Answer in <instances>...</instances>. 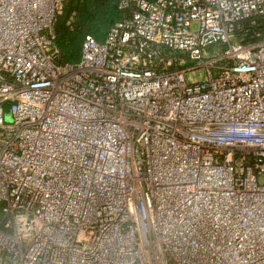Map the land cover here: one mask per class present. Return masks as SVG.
I'll use <instances>...</instances> for the list:
<instances>
[{
	"label": "built area",
	"instance_id": "obj_1",
	"mask_svg": "<svg viewBox=\"0 0 264 264\" xmlns=\"http://www.w3.org/2000/svg\"><path fill=\"white\" fill-rule=\"evenodd\" d=\"M65 2L0 0V264H264V0H117L61 64Z\"/></svg>",
	"mask_w": 264,
	"mask_h": 264
},
{
	"label": "trees",
	"instance_id": "obj_2",
	"mask_svg": "<svg viewBox=\"0 0 264 264\" xmlns=\"http://www.w3.org/2000/svg\"><path fill=\"white\" fill-rule=\"evenodd\" d=\"M65 5L64 12L66 13L63 16H67L68 21L72 13L76 15L71 26L67 25V19L64 22V28H68L67 37L61 35L62 29H60L59 22L55 26L57 28L55 29L56 45L60 50L59 63L61 64L78 62L85 38L92 36L99 42L104 41L112 25L121 19L120 12L115 9L117 0H66ZM259 28L264 29V24L257 28L251 26L250 21H245L236 34L239 39L248 42Z\"/></svg>",
	"mask_w": 264,
	"mask_h": 264
},
{
	"label": "rangeland",
	"instance_id": "obj_3",
	"mask_svg": "<svg viewBox=\"0 0 264 264\" xmlns=\"http://www.w3.org/2000/svg\"><path fill=\"white\" fill-rule=\"evenodd\" d=\"M66 6V5H65ZM65 10H66V7H65ZM65 13L66 12H64V14L63 15H65ZM60 16L59 18H58V22L60 23L59 25H60V29H62L61 30V35H64L63 37H67L69 34H68V28H64V22L66 21V19H67V16ZM67 21H68V19H67ZM62 24V25H61ZM68 25V24H67ZM64 28V29H63ZM55 29H57L56 27H55ZM67 35V36H66ZM71 61H73V62H75V60H72L71 59ZM204 77H205V70L204 69H200V70H198L195 74H192V73H190L189 75H188V78L189 79H191V80H193V81H196V80H203L204 79Z\"/></svg>",
	"mask_w": 264,
	"mask_h": 264
},
{
	"label": "water",
	"instance_id": "obj_4",
	"mask_svg": "<svg viewBox=\"0 0 264 264\" xmlns=\"http://www.w3.org/2000/svg\"><path fill=\"white\" fill-rule=\"evenodd\" d=\"M115 9H117V5L115 6Z\"/></svg>",
	"mask_w": 264,
	"mask_h": 264
}]
</instances>
